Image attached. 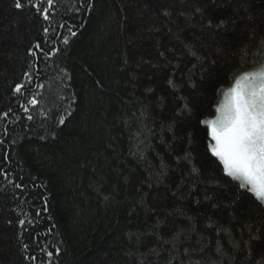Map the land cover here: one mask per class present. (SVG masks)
Instances as JSON below:
<instances>
[{
  "label": "trees",
  "instance_id": "1",
  "mask_svg": "<svg viewBox=\"0 0 264 264\" xmlns=\"http://www.w3.org/2000/svg\"><path fill=\"white\" fill-rule=\"evenodd\" d=\"M259 65L264 0H0V264H264V203L197 123Z\"/></svg>",
  "mask_w": 264,
  "mask_h": 264
},
{
  "label": "snow or ice",
  "instance_id": "2",
  "mask_svg": "<svg viewBox=\"0 0 264 264\" xmlns=\"http://www.w3.org/2000/svg\"><path fill=\"white\" fill-rule=\"evenodd\" d=\"M80 2L85 3V0H80ZM55 3L56 0H14V7L30 10L45 21H50ZM44 32L48 33L49 29L45 28ZM71 35L75 36L76 33L71 32ZM62 43L68 44L69 38L67 36L62 37ZM58 52L59 49L56 48L49 49L46 53L40 42L29 49V54L34 61L41 56L47 58ZM193 55L195 54L193 53ZM24 79L27 83L21 82L14 85L13 91L16 94L22 95L27 91V84L33 80L32 73L26 71ZM169 83L171 84L172 81L169 80ZM37 87L43 88L44 85L39 84ZM38 104L37 96L32 95L27 101V105H22V107L25 113H29L28 105L35 107ZM192 111L193 109L187 103H184L180 109L181 113L191 114ZM215 111L214 118L198 119L197 121L198 124L207 129L209 137L207 152L211 153L222 164V170L227 176L239 182V188L252 193L256 199L264 203V65L242 71L235 78L232 86L224 92V98L216 106ZM10 113L11 109L0 113V120H7ZM27 119L32 120V115L29 114ZM65 119L66 117L62 116L59 123H65ZM4 134H7L6 130ZM0 159L7 160V155L5 154ZM3 174L5 177L8 175L7 172ZM16 187L20 188L22 185L18 184ZM19 223L23 225L26 221L20 220ZM24 247L27 248L28 245H24ZM44 250V247H41V251ZM59 251L60 249L56 248L47 251L46 255L51 258L54 253ZM188 251L185 249V253ZM31 259L36 260V257L33 256ZM49 264H51V260H49ZM189 264L192 262L190 261Z\"/></svg>",
  "mask_w": 264,
  "mask_h": 264
},
{
  "label": "rangeland",
  "instance_id": "3",
  "mask_svg": "<svg viewBox=\"0 0 264 264\" xmlns=\"http://www.w3.org/2000/svg\"><path fill=\"white\" fill-rule=\"evenodd\" d=\"M223 98H224V94H223L222 100H223Z\"/></svg>",
  "mask_w": 264,
  "mask_h": 264
}]
</instances>
